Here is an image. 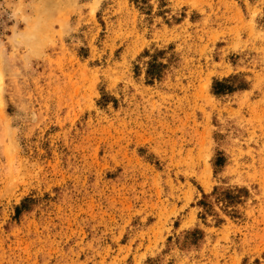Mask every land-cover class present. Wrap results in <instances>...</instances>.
Wrapping results in <instances>:
<instances>
[{"label":"rangeland","instance_id":"1","mask_svg":"<svg viewBox=\"0 0 264 264\" xmlns=\"http://www.w3.org/2000/svg\"><path fill=\"white\" fill-rule=\"evenodd\" d=\"M0 264H264V0H0Z\"/></svg>","mask_w":264,"mask_h":264},{"label":"trees","instance_id":"2","mask_svg":"<svg viewBox=\"0 0 264 264\" xmlns=\"http://www.w3.org/2000/svg\"><path fill=\"white\" fill-rule=\"evenodd\" d=\"M221 84V83H220ZM220 84H218V85H220Z\"/></svg>","mask_w":264,"mask_h":264}]
</instances>
